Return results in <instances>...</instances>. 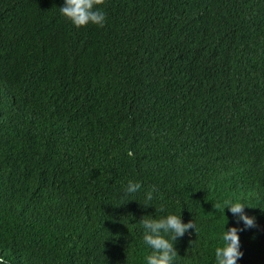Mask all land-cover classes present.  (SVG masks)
I'll return each mask as SVG.
<instances>
[{
	"label": "trees",
	"instance_id": "16d2710c",
	"mask_svg": "<svg viewBox=\"0 0 264 264\" xmlns=\"http://www.w3.org/2000/svg\"><path fill=\"white\" fill-rule=\"evenodd\" d=\"M63 4L0 0V257L146 264L140 221L174 213L176 264H214L239 200L237 264H264V0Z\"/></svg>",
	"mask_w": 264,
	"mask_h": 264
},
{
	"label": "clouds",
	"instance_id": "9594fccd",
	"mask_svg": "<svg viewBox=\"0 0 264 264\" xmlns=\"http://www.w3.org/2000/svg\"><path fill=\"white\" fill-rule=\"evenodd\" d=\"M105 2L106 0H64V4L59 10L78 28L89 24L103 27L106 22V14L100 6ZM140 189L139 182L129 181L124 193L126 196H130ZM154 191H156L155 188L146 193L144 208H148L153 201ZM215 207L220 208L221 206L216 205ZM222 207L224 214L227 209L235 218L236 226L225 228L219 234V243L214 249V264H237L244 255L241 250L240 233L245 229L255 227V217L246 214L245 208L249 207L246 202L225 200ZM154 208L155 212L165 211L163 205ZM148 216L151 217V215ZM144 217L140 221L143 228L142 239L143 243L151 249L150 254L144 257L146 264H176L179 254L175 242L178 238H182L189 229H194L196 232V224L192 220L185 223L182 215L174 213H168L159 218ZM0 264H8V262L0 257Z\"/></svg>",
	"mask_w": 264,
	"mask_h": 264
}]
</instances>
